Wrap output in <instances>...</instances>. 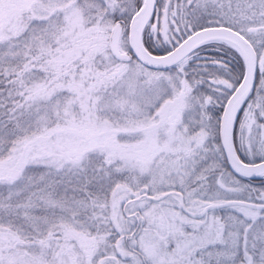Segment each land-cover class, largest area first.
<instances>
[{
	"label": "snow or ice",
	"instance_id": "obj_1",
	"mask_svg": "<svg viewBox=\"0 0 264 264\" xmlns=\"http://www.w3.org/2000/svg\"><path fill=\"white\" fill-rule=\"evenodd\" d=\"M0 264H264V0H0Z\"/></svg>",
	"mask_w": 264,
	"mask_h": 264
}]
</instances>
